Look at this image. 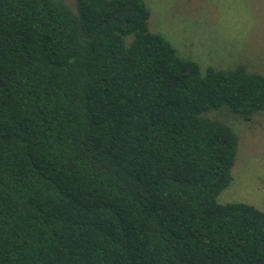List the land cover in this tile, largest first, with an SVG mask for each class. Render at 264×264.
<instances>
[{"label":"trees","instance_id":"trees-1","mask_svg":"<svg viewBox=\"0 0 264 264\" xmlns=\"http://www.w3.org/2000/svg\"><path fill=\"white\" fill-rule=\"evenodd\" d=\"M144 0H0V264H264L221 204L264 75L182 58Z\"/></svg>","mask_w":264,"mask_h":264},{"label":"rangeland","instance_id":"rangeland-1","mask_svg":"<svg viewBox=\"0 0 264 264\" xmlns=\"http://www.w3.org/2000/svg\"><path fill=\"white\" fill-rule=\"evenodd\" d=\"M149 29L162 35L180 57L201 71L245 64L264 75V0H144ZM76 9V0H66ZM210 116L231 126L239 137L233 181L219 196L225 203H246L264 211V110L252 120L225 110Z\"/></svg>","mask_w":264,"mask_h":264}]
</instances>
